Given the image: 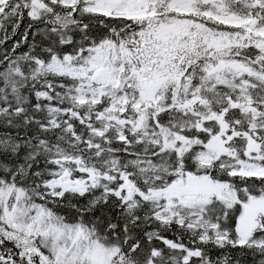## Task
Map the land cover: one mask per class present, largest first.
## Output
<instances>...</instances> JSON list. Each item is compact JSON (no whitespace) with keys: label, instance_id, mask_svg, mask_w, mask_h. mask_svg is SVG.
Instances as JSON below:
<instances>
[{"label":"snow or ice","instance_id":"obj_1","mask_svg":"<svg viewBox=\"0 0 264 264\" xmlns=\"http://www.w3.org/2000/svg\"><path fill=\"white\" fill-rule=\"evenodd\" d=\"M0 264H264V0H0Z\"/></svg>","mask_w":264,"mask_h":264}]
</instances>
